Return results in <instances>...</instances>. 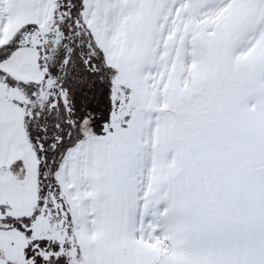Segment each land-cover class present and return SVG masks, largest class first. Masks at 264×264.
<instances>
[{"label": "snow or ice", "instance_id": "snow-or-ice-1", "mask_svg": "<svg viewBox=\"0 0 264 264\" xmlns=\"http://www.w3.org/2000/svg\"><path fill=\"white\" fill-rule=\"evenodd\" d=\"M0 264H264V0H0Z\"/></svg>", "mask_w": 264, "mask_h": 264}]
</instances>
